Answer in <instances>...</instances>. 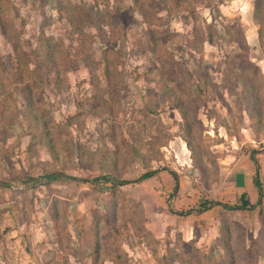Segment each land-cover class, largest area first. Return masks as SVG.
Instances as JSON below:
<instances>
[{"label": "rangeland", "instance_id": "obj_1", "mask_svg": "<svg viewBox=\"0 0 264 264\" xmlns=\"http://www.w3.org/2000/svg\"><path fill=\"white\" fill-rule=\"evenodd\" d=\"M262 59L264 0H0V264H264V202L183 214L264 163Z\"/></svg>", "mask_w": 264, "mask_h": 264}, {"label": "crops", "instance_id": "obj_2", "mask_svg": "<svg viewBox=\"0 0 264 264\" xmlns=\"http://www.w3.org/2000/svg\"><path fill=\"white\" fill-rule=\"evenodd\" d=\"M263 60L264 59H262L261 62H263ZM259 164L260 169L258 172L256 163L252 159H250V161H243L241 167L236 170L234 174L237 203L243 204L247 201L252 205L259 204L256 208L251 210L257 209L260 204L264 202V163L259 162ZM258 181L261 185L258 184Z\"/></svg>", "mask_w": 264, "mask_h": 264}, {"label": "trees", "instance_id": "obj_3", "mask_svg": "<svg viewBox=\"0 0 264 264\" xmlns=\"http://www.w3.org/2000/svg\"><path fill=\"white\" fill-rule=\"evenodd\" d=\"M134 3L136 4V7L139 8V4H137L135 1ZM78 11L80 12V9H78ZM139 12L141 13V15L145 18L147 14L145 13H142V10L139 9ZM80 23L79 25V28L83 29V26L84 25H93L92 21H85V19H81L79 18L78 20H76ZM152 43V42H151ZM165 43V42H164ZM172 55L173 53L169 51V47L165 46L164 48V56L166 59H172ZM158 59H159V62H162L163 61V58L161 55L158 56ZM168 65V63H167ZM165 66L163 67V71L165 72ZM252 160L256 163V166H257V169H258V172H259V169H260V164L258 162V160L255 158V156L253 155L252 156ZM156 174V171H152V172H148L146 174H144L143 176H141L140 178L134 180V181H131V180H120L116 177H112V176H106L105 179L107 182H110V183H113V186L114 187H122V186H125V185H128V184H131V183H134V182H137V181H142V180H145V179H148V178H151L153 177L154 175ZM61 175L63 174H59V173H52L50 175H48V178L50 179V181H54V180H57L59 179L60 177H62ZM259 175V173H258ZM102 179L101 177L99 178H96L94 181L96 182H99V180ZM175 179L176 181H178V178L177 176H175ZM258 184L261 185V183L258 181ZM0 185L1 186H7V183L6 182H3L1 183L0 182ZM178 188L176 187L175 190H177ZM263 192V191H262ZM217 205H222L224 206L225 209H228V210H241V211H244V210H248L250 211L251 209H254L256 208L259 204H256V205H252L250 202H244L242 205H229V204H223V203H220V202H213V201H210V202H207L205 201L201 207H198L196 210L194 209H191L187 212H183L184 215H190V214H193L194 212L198 213V214H202V213H205L209 210H211L213 207L217 206Z\"/></svg>", "mask_w": 264, "mask_h": 264}]
</instances>
